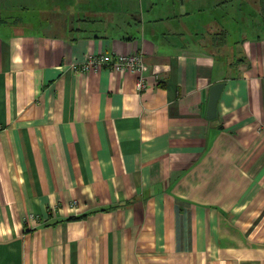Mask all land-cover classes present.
Listing matches in <instances>:
<instances>
[{
	"label": "crops",
	"instance_id": "0c3cea01",
	"mask_svg": "<svg viewBox=\"0 0 264 264\" xmlns=\"http://www.w3.org/2000/svg\"><path fill=\"white\" fill-rule=\"evenodd\" d=\"M0 264H264V0H0Z\"/></svg>",
	"mask_w": 264,
	"mask_h": 264
},
{
	"label": "built area",
	"instance_id": "2783aa9c",
	"mask_svg": "<svg viewBox=\"0 0 264 264\" xmlns=\"http://www.w3.org/2000/svg\"><path fill=\"white\" fill-rule=\"evenodd\" d=\"M108 67L115 71H130L137 75L136 87L140 91L147 87L146 71L148 64L142 52L134 51L128 54L102 53L91 55L84 62H77L74 65L76 71L89 72L98 71Z\"/></svg>",
	"mask_w": 264,
	"mask_h": 264
},
{
	"label": "water",
	"instance_id": "95a60500",
	"mask_svg": "<svg viewBox=\"0 0 264 264\" xmlns=\"http://www.w3.org/2000/svg\"><path fill=\"white\" fill-rule=\"evenodd\" d=\"M224 84H225L224 82H219L211 87L209 104H208V115H207L209 118L216 117L218 100L222 92V89L224 87Z\"/></svg>",
	"mask_w": 264,
	"mask_h": 264
},
{
	"label": "trees",
	"instance_id": "16d2710c",
	"mask_svg": "<svg viewBox=\"0 0 264 264\" xmlns=\"http://www.w3.org/2000/svg\"><path fill=\"white\" fill-rule=\"evenodd\" d=\"M221 42H225V41H222V40H220Z\"/></svg>",
	"mask_w": 264,
	"mask_h": 264
}]
</instances>
